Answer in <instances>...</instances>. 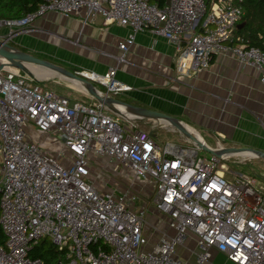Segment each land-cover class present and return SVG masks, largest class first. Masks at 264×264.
I'll return each instance as SVG.
<instances>
[{
  "label": "built area",
  "instance_id": "1",
  "mask_svg": "<svg viewBox=\"0 0 264 264\" xmlns=\"http://www.w3.org/2000/svg\"><path fill=\"white\" fill-rule=\"evenodd\" d=\"M241 2L44 0L23 16L0 18V40L29 33L49 12L81 13L83 23L100 16L103 24L131 29L117 45V64L135 33L150 30L173 43L177 70H204L213 56L230 55L254 66L264 87V50L232 38L244 13ZM116 69L73 72L102 86L101 96L115 98L131 89L115 78ZM71 81L92 97L84 82ZM92 98L90 104L75 101L17 68L0 70V228L6 239L0 264H43L29 254L43 238L64 250L56 264H207L213 251L234 264H264V190L244 173L228 174L222 163L242 152L205 158L197 145H160L136 127L140 117L128 107ZM99 158L148 182L153 201L136 207L129 192L98 188L93 173L110 171Z\"/></svg>",
  "mask_w": 264,
  "mask_h": 264
},
{
  "label": "crops",
  "instance_id": "2",
  "mask_svg": "<svg viewBox=\"0 0 264 264\" xmlns=\"http://www.w3.org/2000/svg\"><path fill=\"white\" fill-rule=\"evenodd\" d=\"M30 29L10 43L34 53L51 51L50 56L57 55L62 63L97 73L115 66V78L131 87L120 92L126 103L178 118L200 136L201 132L207 134L214 141V145L208 144L211 148L221 144L264 152V87L254 66L241 64L230 55H215L204 70L185 65L179 71L173 43L150 30L135 33L124 61L117 64L116 56L122 54L117 45L131 29L117 23L103 24L100 16L83 23L81 13L63 17L49 12ZM41 29L50 33L48 44H37L30 38ZM189 247L194 248V243L189 241ZM181 249L178 253L192 261L191 253ZM217 260L234 264L215 251L207 264Z\"/></svg>",
  "mask_w": 264,
  "mask_h": 264
},
{
  "label": "rangeland",
  "instance_id": "3",
  "mask_svg": "<svg viewBox=\"0 0 264 264\" xmlns=\"http://www.w3.org/2000/svg\"><path fill=\"white\" fill-rule=\"evenodd\" d=\"M43 29H41V33H35V34L32 33V36H30V38H34L33 40L37 44L49 43L50 39H48V36L50 33H48L46 29L45 30ZM54 41H56V39ZM10 42H12V40ZM52 52L56 53V50H52ZM31 53L43 59H47L52 63H55L56 65H59L69 71H75L76 69H79L78 67H75V65H68L60 62L58 60L57 55L55 54L50 56L51 51L45 53L43 52H35V53L31 52ZM29 65L39 66L35 64H29ZM24 73L25 75L33 78L35 81L44 83L45 86L55 89L58 93L65 95L70 99L71 97H74L76 98V100L81 101L82 103L90 104L89 96L83 95L80 91H77V89H73V87L75 88H79V87L59 74H57L56 76H51L47 79L45 78L41 79L35 77V75L31 72V70H29V68L28 71ZM96 86L101 90L103 89V87L98 84H96ZM114 97L119 101L125 102L124 101L125 98L123 95H121V93L116 94ZM120 123L124 124V120L120 119ZM133 123L136 125L138 129L145 130L150 133L151 132L155 133V140L160 145H163L164 143L167 142H171L182 146L195 147V144L193 142H191L189 139L187 140L186 138H184L183 134H181L174 127L172 128L171 125L168 124L166 126L153 125L152 122L147 118L135 119ZM201 134L203 140L207 144L214 145V141L211 140L207 134L203 132H201ZM43 137L44 136H42V138ZM198 155L201 157L208 158L210 157L211 153L207 150L199 149ZM92 160H94V158ZM97 161L99 163L104 162L106 168L110 170L109 172L107 171L100 172L99 176L101 177H99L98 174H96L95 172L93 173L92 179L96 180L98 188L109 189V188L117 187L121 190L129 192L130 196L133 198L136 207H139L144 202L148 204L149 202L153 201L154 192L151 191L150 184H148L147 189L145 188L148 182H143V179H141L140 177H135V179H133L132 174H130L131 172L128 169H126L124 166H119V165L116 166L114 163L105 162L107 161L105 158H99ZM222 163H224L228 168V170L230 171L228 172V174L232 172L244 173L248 175L251 179H253L254 185L257 188L262 187V189L264 190V161L263 159H261V157H256V156L245 157L240 155H234L222 161ZM148 219L152 221L154 218L149 216ZM180 251L181 252L184 251V248H182ZM184 257L186 258L187 255H185ZM213 264H225V263L220 260H217L214 261Z\"/></svg>",
  "mask_w": 264,
  "mask_h": 264
},
{
  "label": "water",
  "instance_id": "4",
  "mask_svg": "<svg viewBox=\"0 0 264 264\" xmlns=\"http://www.w3.org/2000/svg\"><path fill=\"white\" fill-rule=\"evenodd\" d=\"M242 25H243L242 23H239L237 27L239 28ZM29 64H35L41 67H45L46 69H49L50 71L53 72L52 76H56L57 74H59L68 80L74 79V80L84 82L86 89L91 94V96L94 97L98 102L103 103L104 105L112 107L111 103H118V104H122L128 107L129 111L132 114L136 115L137 117L160 119L166 125L167 124L171 125L175 129H177L181 134L186 136L195 145L202 147V149L209 151L211 154L219 155L221 153H236V152L249 151V152H252L253 156L261 157L264 159L263 151L249 148V147L223 146L221 144H218L219 148H213V149L208 148L204 146L201 143V141L197 138V136L188 130L187 128L188 126L184 122L179 120L178 118L170 116L163 112L156 111V110L131 105L126 102L119 101L113 97L101 96L97 92V88H95V86L90 81H88L86 78H83L75 74L73 71H69L59 65H56L55 63H52L51 61L47 59L38 57L37 55H34L33 53L29 51H24L22 49H19L13 44L5 40H0V70L3 69L4 67H14L23 72H27ZM111 109L115 111L114 108H111Z\"/></svg>",
  "mask_w": 264,
  "mask_h": 264
},
{
  "label": "trees",
  "instance_id": "5",
  "mask_svg": "<svg viewBox=\"0 0 264 264\" xmlns=\"http://www.w3.org/2000/svg\"><path fill=\"white\" fill-rule=\"evenodd\" d=\"M44 0H0V18H16L34 11ZM208 5L213 0H204ZM243 16L232 33L233 41L242 39L248 46H256L264 50V0H242ZM5 236L0 228V245L5 244ZM31 256H38L43 264H56L64 258V250H58L46 238L33 246Z\"/></svg>",
  "mask_w": 264,
  "mask_h": 264
},
{
  "label": "bare ground",
  "instance_id": "6",
  "mask_svg": "<svg viewBox=\"0 0 264 264\" xmlns=\"http://www.w3.org/2000/svg\"><path fill=\"white\" fill-rule=\"evenodd\" d=\"M28 68L29 70H31V72L35 75V77L37 78H49L53 75V72L50 71L49 69H45V68H42V67H39V66H32V65H28ZM71 81V80H70ZM73 84H75L76 86H78L79 88H82V85L77 82V81H71ZM121 110H124L123 108ZM188 130L190 132H192L193 134H195L197 136V138L202 142V138L201 136L198 134V132H196L195 130H193L192 128L190 127H187ZM241 156H253L252 155V152H249V151H244L242 153H240Z\"/></svg>",
  "mask_w": 264,
  "mask_h": 264
}]
</instances>
